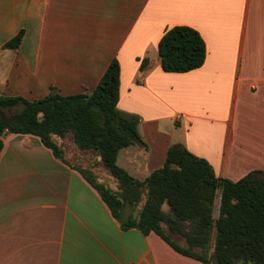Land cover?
<instances>
[{
  "label": "crops",
  "instance_id": "1",
  "mask_svg": "<svg viewBox=\"0 0 264 264\" xmlns=\"http://www.w3.org/2000/svg\"><path fill=\"white\" fill-rule=\"evenodd\" d=\"M178 26L201 35L206 60L189 73H165L158 45ZM21 33L19 48L5 47ZM114 59L117 107L140 118L148 146L119 153L131 177L162 169L175 144L218 178L264 171V0H0V95L33 102L51 89L92 93ZM2 140L0 264H201L155 233L124 230L40 138Z\"/></svg>",
  "mask_w": 264,
  "mask_h": 264
},
{
  "label": "trees",
  "instance_id": "2",
  "mask_svg": "<svg viewBox=\"0 0 264 264\" xmlns=\"http://www.w3.org/2000/svg\"><path fill=\"white\" fill-rule=\"evenodd\" d=\"M22 38L21 33L5 47L19 48ZM158 52L162 70L178 74L201 68L207 55L201 35L186 26L169 29ZM149 65V59L141 60L140 71ZM120 75V63L114 59L92 93L62 96L51 89L33 102L0 95V154L7 133L36 136L81 173L124 230L155 233L177 253L201 264H264V171H253L238 182L218 178L206 160L182 144L172 145L164 167L144 181L119 167L121 150L148 148L139 134L140 118L117 107ZM68 139L80 151L97 152L120 189L112 191L91 170L67 162L59 141ZM141 203L137 217L124 216L126 206L138 208Z\"/></svg>",
  "mask_w": 264,
  "mask_h": 264
},
{
  "label": "rangeland",
  "instance_id": "3",
  "mask_svg": "<svg viewBox=\"0 0 264 264\" xmlns=\"http://www.w3.org/2000/svg\"><path fill=\"white\" fill-rule=\"evenodd\" d=\"M59 144L63 151V157L72 166L79 167L85 170H91L95 174L97 181L105 185L112 191H118L120 189V185L117 183L116 179L113 178L111 174L102 165L100 156L97 152L80 151L69 139L65 141H59ZM122 164H123L122 160H120L118 165L122 167ZM142 206L143 203H141V205L138 208H132L130 206H126V208L124 209V216L128 217L129 215H132L137 217L142 209ZM218 210H219V199L216 202L215 217H217L218 215Z\"/></svg>",
  "mask_w": 264,
  "mask_h": 264
}]
</instances>
